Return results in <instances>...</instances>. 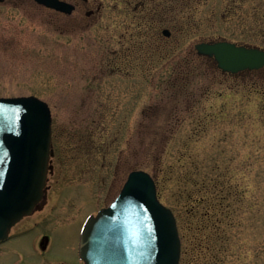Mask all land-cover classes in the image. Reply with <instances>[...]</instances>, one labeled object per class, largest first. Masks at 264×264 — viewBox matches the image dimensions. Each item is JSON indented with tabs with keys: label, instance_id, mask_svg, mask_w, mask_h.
<instances>
[{
	"label": "rangeland",
	"instance_id": "obj_1",
	"mask_svg": "<svg viewBox=\"0 0 264 264\" xmlns=\"http://www.w3.org/2000/svg\"><path fill=\"white\" fill-rule=\"evenodd\" d=\"M66 1L70 14L0 1V97L52 115L45 198L0 264H84L83 220L133 169L175 214L179 264H264V67L223 72L194 47L264 49V0Z\"/></svg>",
	"mask_w": 264,
	"mask_h": 264
},
{
	"label": "water",
	"instance_id": "obj_2",
	"mask_svg": "<svg viewBox=\"0 0 264 264\" xmlns=\"http://www.w3.org/2000/svg\"><path fill=\"white\" fill-rule=\"evenodd\" d=\"M35 1L66 14L75 7L65 0ZM162 33L170 34L167 28ZM194 47L224 72L264 66V49L255 46L218 40ZM51 119L47 102L35 95L0 97V240L45 198ZM47 241L44 236L42 249ZM180 248L172 210L158 199L152 176L136 169L116 198L85 221L79 257L85 264H178Z\"/></svg>",
	"mask_w": 264,
	"mask_h": 264
},
{
	"label": "flooded vegetation",
	"instance_id": "obj_3",
	"mask_svg": "<svg viewBox=\"0 0 264 264\" xmlns=\"http://www.w3.org/2000/svg\"><path fill=\"white\" fill-rule=\"evenodd\" d=\"M81 1H82V3L85 5V4L87 3L88 0H81ZM85 13H86V15H91V14L93 13V10H92V9L87 10ZM43 236H48V235H47V234H43V235L40 237V240H41V238H42ZM9 238H10V233H9L8 237H7L5 240L0 241V244H1V243H4V242H7V241L9 240ZM48 239H49V236H48ZM39 242H40V241H39Z\"/></svg>",
	"mask_w": 264,
	"mask_h": 264
}]
</instances>
